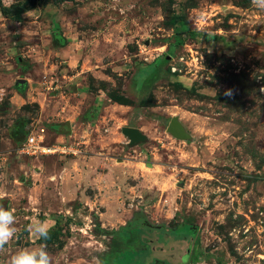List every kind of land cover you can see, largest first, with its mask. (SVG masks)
Masks as SVG:
<instances>
[{
  "label": "rangeland",
  "instance_id": "rangeland-1",
  "mask_svg": "<svg viewBox=\"0 0 264 264\" xmlns=\"http://www.w3.org/2000/svg\"><path fill=\"white\" fill-rule=\"evenodd\" d=\"M77 85L87 119L104 120L88 97L109 98L118 130L136 127L143 139L112 152L95 187L80 186L90 177L77 168L58 175L64 197L48 203L33 191L36 159L58 173L79 155L19 147L42 128L56 144L57 120L78 110ZM110 97H126L129 115ZM175 117L182 138L168 131ZM97 126L83 139L103 155ZM5 144L0 207L14 210L17 236L0 264L40 246L53 264H264V11L251 0H0ZM32 221L47 223V240L25 231Z\"/></svg>",
  "mask_w": 264,
  "mask_h": 264
},
{
  "label": "crops",
  "instance_id": "crops-1",
  "mask_svg": "<svg viewBox=\"0 0 264 264\" xmlns=\"http://www.w3.org/2000/svg\"><path fill=\"white\" fill-rule=\"evenodd\" d=\"M74 90V95L77 96L78 94H82L79 95L78 97V106H76L78 108V110H75V116L71 117V118H65V119H58V126L61 125H66L69 124L70 125V129L67 132H57V138L55 143L59 144V143H66V144H71V143H78L80 144L82 147V154L79 155L76 158H69L66 160H63L62 162H58V166L57 167H61L60 171L58 173H56V171H54V167L55 165H53L51 160H39L36 159V175H37V180L40 182H35V187H33V191H37L39 192L41 195H39V199H47L48 203L51 202V198L52 199H63L64 195H63V189L64 187H66L64 185V180L60 179L58 177V175H60L62 178H65V174H70V169L71 168H77L79 170H82L83 173H86L87 175H89L90 177V181H86L83 182L81 181V187H85L87 184L88 185H92L93 187H95V185L93 184V181H96L95 177L98 176L99 174H101L102 172H107L106 169L107 168H111L113 167V156L111 155L112 152H119L122 149H124L125 154H127L129 152V149L126 148V146L124 144H129V146L134 145L135 143H133L130 138H126L128 137L123 129L126 127H131V126H125L122 127L121 130H118V116H120L119 114H114L111 112V107H115V104H111L109 102V98H103L101 99L99 96L96 97H88V101L89 102H94L96 103V105H100V115L102 116V118L104 120H98V121H92L91 119H87L86 117V111H84V108H80L79 104L84 102L85 100V96L88 94L86 87L84 86H75L73 88ZM82 96V97H80ZM99 97V98H98ZM87 102V101H85ZM120 107V109H123V111H128L127 114L129 115V111L131 109L130 105H125V104H119L118 105ZM103 121V122H101ZM97 125V127H102L103 130H101V134H103L101 136V140H103V142L101 143V148L104 149L103 155H99V153H95V149L97 150L96 146H93L94 144H90L89 146L86 145V140L83 139L84 135V131L87 130V126L90 125V127L92 128L93 125ZM131 128H136V127H131ZM65 129H67V127L65 126ZM138 129V128H136ZM139 130V129H138ZM140 131V130H139ZM141 132V131H140ZM89 135H93L94 138H99V133L95 132L94 133V129L91 132V134ZM90 136V137H91ZM98 136V137H97ZM92 137V138H93ZM105 141V142H104ZM11 155V150L7 147V145L5 144L4 148H1L0 145V156L1 158H3V162L6 161V163H8V157ZM132 157V156H131ZM131 159V158H130ZM130 159H122L125 162H131L132 160ZM51 164V166L49 165ZM56 164V163H55ZM53 170V172H48L50 170ZM44 173V174H43ZM82 174L76 172L75 174H73V172H71V179H79L81 177ZM84 175V174H83ZM44 178V181L41 180ZM52 181L53 183H49L47 181ZM47 184H52L54 186V188L57 189V191L50 193V195L47 194V192L49 191V189H46ZM78 187V186H77ZM32 191V192H33ZM43 193L46 194V196H43ZM49 193V192H48ZM54 202V201H53ZM53 217V216H52ZM47 221V223H50V221H54L53 219H45ZM49 220V221H48Z\"/></svg>",
  "mask_w": 264,
  "mask_h": 264
},
{
  "label": "clouds",
  "instance_id": "clouds-1",
  "mask_svg": "<svg viewBox=\"0 0 264 264\" xmlns=\"http://www.w3.org/2000/svg\"><path fill=\"white\" fill-rule=\"evenodd\" d=\"M252 5L264 11V0H251ZM25 231L37 240H47L50 236V227L45 221H32L26 225ZM17 236L16 216L12 209L0 207V254L6 252L9 245ZM7 264H53V257L43 247L22 248L10 256Z\"/></svg>",
  "mask_w": 264,
  "mask_h": 264
},
{
  "label": "built area",
  "instance_id": "built-area-1",
  "mask_svg": "<svg viewBox=\"0 0 264 264\" xmlns=\"http://www.w3.org/2000/svg\"><path fill=\"white\" fill-rule=\"evenodd\" d=\"M19 153L31 157L62 155L77 156L82 154V148L78 143L47 144L45 129L31 132L19 147Z\"/></svg>",
  "mask_w": 264,
  "mask_h": 264
},
{
  "label": "water",
  "instance_id": "water-1",
  "mask_svg": "<svg viewBox=\"0 0 264 264\" xmlns=\"http://www.w3.org/2000/svg\"><path fill=\"white\" fill-rule=\"evenodd\" d=\"M19 84L26 83V80H19ZM67 127L70 129V125L68 124ZM124 133L130 138V140L135 143L139 140L143 139V134L136 128L126 127L123 129ZM168 131L173 133L177 137H184V130L182 124L179 120L175 117L171 120L168 126Z\"/></svg>",
  "mask_w": 264,
  "mask_h": 264
},
{
  "label": "trees",
  "instance_id": "trees-1",
  "mask_svg": "<svg viewBox=\"0 0 264 264\" xmlns=\"http://www.w3.org/2000/svg\"><path fill=\"white\" fill-rule=\"evenodd\" d=\"M59 37H60V35H59ZM151 72H152V71H151ZM142 74H143V73H142ZM110 99H112V100L115 101V102H118L119 104H125V105H128V104H129V103L127 102V100H126V97H123L122 100H118V99H115V98H114V99H115V100H114L112 97H110ZM67 125H68V124H66V125H64V126H63V125H61V126H58V125L56 126V125H55V126L59 129L60 132H67V131H69V128L67 127ZM65 126L67 127V129H65ZM25 137H26V136H25ZM25 137H24V138H25ZM140 225H142V224H141V221L138 220V221H136V224H133V223H132V224H130V227H129V228H123L122 231H126V230H128V229L131 230V231H133V230H137L138 226H140ZM136 253H137V251L134 250L133 253H132L133 257H135V256L137 255Z\"/></svg>",
  "mask_w": 264,
  "mask_h": 264
}]
</instances>
